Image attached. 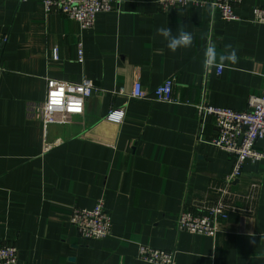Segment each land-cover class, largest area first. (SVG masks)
Here are the masks:
<instances>
[{
	"label": "crops",
	"instance_id": "0c3cea01",
	"mask_svg": "<svg viewBox=\"0 0 264 264\" xmlns=\"http://www.w3.org/2000/svg\"><path fill=\"white\" fill-rule=\"evenodd\" d=\"M253 6L264 0H239L240 20L227 22L208 6L161 12L155 0H120L80 28L41 0H0V243L15 245L17 264H154L137 257L140 244L174 252V264H264V160L245 162L228 184V217L214 236L176 227L179 212L216 199L232 169L196 105L243 110L264 88ZM162 27L191 33V46L169 51ZM210 44L218 56L231 45L236 62L218 60L220 74L204 67ZM171 76L178 101L154 100ZM82 78L92 96L63 91ZM135 82L146 97L128 95ZM113 110L120 122L106 119ZM99 198L111 234L84 240L68 215Z\"/></svg>",
	"mask_w": 264,
	"mask_h": 264
},
{
	"label": "built area",
	"instance_id": "2783aa9c",
	"mask_svg": "<svg viewBox=\"0 0 264 264\" xmlns=\"http://www.w3.org/2000/svg\"><path fill=\"white\" fill-rule=\"evenodd\" d=\"M120 0H41L47 13L62 14L75 21L80 28H91L95 17L100 12H111ZM239 0H155L158 9L166 12L169 8H187L190 6H208L217 12L224 21L240 20L235 12ZM252 21L264 24V7H252ZM56 58V56H55ZM78 62H83L81 44L78 49ZM223 65L216 64V73L220 74ZM174 77L165 78L152 90L154 100L177 102L173 97ZM63 91L82 98H89L96 91L92 80L82 78L78 82H64ZM119 92H123L121 88ZM132 98H144L147 92L139 82H135L128 94ZM247 107L236 110L229 107L200 103L196 112L201 122L207 118L215 128V135L209 144L225 151L232 158V169L225 179V185L218 189L217 197L207 204L200 205L197 212L182 210L176 218L178 230L194 234L214 236L222 221L228 217L226 199L230 196L228 184L240 176L245 162L264 160V147L256 146L258 140L264 141V88L257 95L247 98ZM106 119L120 122L123 111L113 110L106 114ZM68 221L74 231L84 240H101L111 234V217L99 198L91 208L73 206ZM137 257L154 264H174V252L140 244ZM0 264H17V248L13 244L0 243Z\"/></svg>",
	"mask_w": 264,
	"mask_h": 264
},
{
	"label": "clouds",
	"instance_id": "9594fccd",
	"mask_svg": "<svg viewBox=\"0 0 264 264\" xmlns=\"http://www.w3.org/2000/svg\"><path fill=\"white\" fill-rule=\"evenodd\" d=\"M165 41V46L169 51L175 52L178 48H187L192 44V35L189 32L179 31L173 34V30L169 27H162L156 30ZM226 49H231L226 51L224 54L218 56L216 48L214 45H209L202 52V64L206 68H214L219 61H231L235 63L237 60L236 50L231 47V45H226Z\"/></svg>",
	"mask_w": 264,
	"mask_h": 264
}]
</instances>
